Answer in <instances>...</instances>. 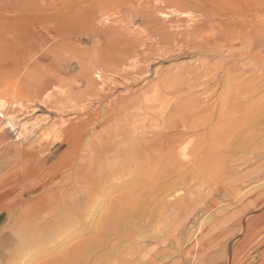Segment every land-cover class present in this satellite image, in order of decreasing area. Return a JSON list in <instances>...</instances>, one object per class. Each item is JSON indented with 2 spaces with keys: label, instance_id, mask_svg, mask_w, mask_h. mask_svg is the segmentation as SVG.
<instances>
[{
  "label": "rangeland",
  "instance_id": "obj_1",
  "mask_svg": "<svg viewBox=\"0 0 264 264\" xmlns=\"http://www.w3.org/2000/svg\"><path fill=\"white\" fill-rule=\"evenodd\" d=\"M262 13L264 14V0H0V198L3 191L14 187L13 196L2 197L3 199L0 200V204L4 205V208L0 205V264H47L59 253L87 243L93 238V233L83 231L84 228L90 226V231H93L95 225L97 227L102 216L106 214L108 205L124 190L108 191L99 199L88 200L85 198L84 189L73 179L74 171L81 165L79 157L86 160L89 155L87 150L92 145H97L101 139L113 137L119 130H128L130 127L138 131L152 130L161 119L160 107L164 108L165 104L158 94L148 97L149 101L145 102V92L159 89L160 86V91L165 92L166 89L162 86L167 88L165 84L170 83L177 72L183 73L180 77V81L183 82L189 79L186 78L187 73L183 71L188 72L187 70H192L201 62L220 64L222 70L218 75L219 82L214 81L205 91H200V95H193L203 101L208 99L207 104L210 107L215 106L216 114L209 121V124H215L219 112H228L239 100L244 101L243 98L247 94H244L243 90L248 91L251 87L256 90L263 85L264 61L256 58L258 51L264 55L263 44H258L250 56H241L243 48L233 45L232 42L218 43L215 44V48L211 47L214 40L221 35L239 34L242 25H247L244 31L252 25H257V32L261 34L262 28L259 22L264 21ZM201 40L207 41L209 45L201 46L199 42ZM128 44H133V48ZM103 49H107L105 54L110 53L111 60L112 55L113 57L118 54L130 56L133 53L128 57L132 60L123 62L124 65L121 62L116 65L122 74L127 75L128 82H124L119 75L104 70L107 66L105 63L111 66L114 62L109 60V57H102L103 60L101 59L100 62L95 59L96 54L104 52ZM130 49L132 50L129 51ZM81 64H87V67L83 68ZM226 71L231 73V76ZM204 79L207 77L202 80ZM196 82L198 80L194 78L189 83ZM210 89L215 91L212 92ZM196 91L197 88L185 89L183 95L187 96ZM100 94H104L105 97L100 98ZM218 94L222 95L218 96ZM208 95L211 96L207 97ZM196 97H191L190 100ZM248 97L250 101H254L250 103V107L253 105L256 107L260 102H264V91H258ZM117 98H127L134 104L129 110L131 123L125 124L123 119L126 116L117 114ZM220 98L222 99L219 100ZM60 100H65L68 105L75 103L82 107L83 111L60 110L61 105H58ZM216 100L218 102L214 103ZM173 101L175 98L172 99L171 104ZM57 107L59 110L56 109ZM95 112L98 113L96 117ZM210 112L211 109L203 115L206 116ZM245 114L246 110H241L237 115L244 118ZM70 122L75 124L71 126ZM219 123H224L222 118ZM256 127L252 128L250 136L240 129L233 137L235 140L239 138L238 132L239 136H241L240 131L244 133L238 145L239 149L230 152L234 157L226 164L229 171L234 170V173L244 175L245 178L237 187L240 191V201L230 207L221 208L222 212L229 214L239 212L240 202H249V197L253 193H264V179H262L264 126ZM246 135L249 137L247 138ZM64 136L70 138L74 149L80 148L79 154L71 166L64 160L58 162V165L50 166L52 162H56L58 149L65 146L61 143L64 142ZM111 143L117 144V141L111 140ZM107 156L101 154L99 157L101 161H95L98 168H104L99 165L104 163ZM39 164L43 165L36 166ZM34 169L41 181H49L55 170L62 174L61 179L65 178L57 179L50 186L36 189L32 195L28 194L29 197L28 195L23 197V192H30L39 184L34 177H29ZM262 173L263 177L259 176ZM179 180H181L179 177H173L166 181L164 184L176 183V185L159 194L158 200L169 201L171 198L183 196L186 201H190L192 198L190 192L194 189V187L190 188L192 182L181 183ZM181 184H184V187ZM162 185L158 184V187ZM53 193L58 196L55 213L58 212L52 213L53 216L48 214L42 218L43 220L41 219L38 229L41 227L44 230L40 234L44 238H39L38 242L43 244L37 242L36 247L30 248L31 233H28L29 228L20 222L23 218L22 214L30 209L31 201L45 203ZM66 193L70 195V199L79 198L78 204H74L78 213L73 212L75 208L72 211L71 202L68 203L66 198L64 200L62 197L64 194L66 196ZM205 193L207 188H204ZM147 195L146 193L144 196ZM19 199L23 200L18 202ZM98 202L101 203V208L92 216L89 211ZM63 205H67V210ZM262 206L261 204L253 208L252 214L244 217L242 224L247 226L254 218L264 214V206ZM62 208L63 211L71 213L68 215L66 211L63 212L66 217L70 218L71 215L70 219L74 222L68 220L67 224H63L64 219L67 218L61 216ZM69 208L71 210H68ZM215 215L214 211L211 212L205 221L213 222L216 220ZM81 216L87 217L83 219ZM167 218L164 220L166 223L175 220L174 214H169ZM54 222L58 227L53 224ZM133 223H136V228H140L145 225L146 220L138 222L134 219ZM186 223L188 225L182 233L183 236L187 233L189 236L188 228L192 220ZM81 226L84 228L81 229ZM238 226L237 223L232 225L219 242L232 240V235L237 232ZM57 228L62 229L64 234L58 232ZM161 228L163 226H155L150 232L143 230L144 234L154 236L152 239H144L142 235L137 237V239L141 237L139 241L137 239L133 241V244L142 249H140L142 260L154 254L155 264H200L199 258L195 259L192 254L186 257V251L194 246L193 243L184 244L180 252L176 245L179 240L177 236L173 237L172 245L156 241V236L161 230L167 232V228ZM23 229L27 232L23 233ZM65 229H72L78 234L69 237V231ZM46 231L54 235V238L51 235L48 237L49 234L46 238L44 236V233L47 234ZM62 235L67 237L65 242L61 241ZM55 236L58 239L56 241ZM41 239L50 242L44 243ZM240 240V237L232 240L231 260L225 261L218 256L220 259L217 258L213 264L264 262V250L261 253L257 251L260 243L264 247V227L258 230L248 244L239 251ZM113 243L117 244V247L125 245L116 241ZM217 243L218 241H215L213 245ZM35 251L45 252L37 254ZM161 251H165V258H162ZM246 257H249V260Z\"/></svg>",
  "mask_w": 264,
  "mask_h": 264
},
{
  "label": "bare ground",
  "instance_id": "obj_2",
  "mask_svg": "<svg viewBox=\"0 0 264 264\" xmlns=\"http://www.w3.org/2000/svg\"><path fill=\"white\" fill-rule=\"evenodd\" d=\"M259 23L261 24L260 27L262 28V30H260L261 34L257 32V25L250 26L246 31L244 30L247 25H242V27H240L239 34H237L236 36L234 34H231V36L221 35L214 40L211 47L215 48V44L218 43L226 44L227 42H232L233 45H239L243 48L241 56H250L252 55V51H255L258 44L264 45V21H261ZM199 42L201 46L209 45L205 40H201ZM128 45L132 46L133 44ZM208 47L209 46H207V48ZM131 50L132 49H130L129 51ZM105 51H107V49L104 50V52L102 51L99 54H96L95 59L100 62L101 59L103 60L102 57L105 58L107 56V58L109 57V60H111L110 53L109 55L107 54V52L105 54ZM123 52H125L126 54V51L123 50ZM137 52L138 51H136V53ZM132 54L133 53H131V55ZM256 55V58L259 59V61H264V55H262L260 51H258ZM130 56L127 54H118L116 56L114 55L113 57L112 55L111 61L114 62H112L111 66H108V63H105V65L107 66L106 68H103L104 70L107 69L108 73L119 75L124 82H128L129 79L127 78V75L122 74L121 70H119L117 68L118 66L116 65L118 62H121L123 64V62L125 61L127 62L132 60V58H128ZM81 65L83 68L87 67V64ZM199 68L200 70H198ZM221 70L222 65L220 64H205L201 62L200 65L196 66L192 70H187L188 72L183 71L184 73H187L186 78H189L190 80L194 78L197 79L198 82L196 83H189L190 80L186 78L185 79L187 81H180V77L183 75V73L177 72L173 76L172 80L169 79L171 80L170 83L165 84L167 85V88L164 85L162 86L163 89H166L165 92L160 91L161 86L159 89H153L151 91L145 92V102L149 101L147 99L148 97L151 98L158 94L160 98L164 100L163 104H165L164 108L160 107L161 119L152 127V130L138 131L137 129L131 127L128 130H119L113 135V137L101 139V141L97 145H92L87 150V153L89 155L87 158L85 157L86 160L79 157V164L81 165L79 168H75L76 170L74 171L73 179L78 182V184L84 189L85 198H87L88 200H91L92 198L99 199L101 195L104 196V193L108 191L122 189L124 191H122L121 194L108 205L106 214L102 216L101 222L98 223L97 227L96 225L95 228L93 227V231H90V226L87 228H84V226L80 227L81 229L84 228L83 231H89L93 233L94 236L93 238L91 237L92 239H90V241L84 244L73 246L70 249L68 248L67 251L59 253V256L57 255V257H52L47 264H155L154 254H152L151 256H147L145 260H142L143 258H141L140 256L142 249L139 248L140 246L138 247L136 244H133V241H136L138 236L143 235L144 239H152L154 236L150 237L149 235L144 234L143 230L150 232L155 226H163V228L161 229H164V227L167 228V232L161 230L156 236V241H158L159 243L172 245L173 237L177 236L179 240H176V245L180 252L182 251V246L184 244L190 242L194 244L192 248L186 251V257L192 254L193 256H195V259L199 258L200 264H213V262H215L217 258L220 259V257L218 256H221V259H224L225 261L231 260V252L233 250L231 243L233 239L240 237L241 240L238 244V250L240 251L248 244L249 240L257 233V231L261 230L264 227V214H260L258 217L254 218V220L247 226H244V224H242L243 218L252 214L253 208H257L261 204L264 206V193H253L249 197V202H240L239 212L229 214L226 212H222L223 209L221 210V208L223 207H230L231 205L238 203L241 199L240 191L237 190V187L239 186V183H241V181L245 178V176L237 175V172L234 173V170L229 171L226 163L229 160L233 159L234 155H230V152L232 150L239 149L238 145H240L241 137H243L242 135L244 133H248L250 136L252 134L253 127L255 128L256 126H264V102H260V104L258 106L256 105V107H253L254 105L250 107V103H254V101H250V97H248L252 96L258 91H264V84L260 85L259 88H256L257 91L253 87H251L248 91L243 90V93L247 94V96H244L243 98L244 101L240 102L239 100L230 108L228 112H219L217 114L218 121L215 124H209V121L216 114V111L214 110L215 106L210 107V105L207 104L208 99L207 101H203L195 96L196 99L190 100L191 97L195 98L193 97V95H198L200 91L202 92L209 88L211 83H213L214 81L219 82L218 75L219 73H221ZM226 72L227 74H229L228 71ZM205 77H207V79L202 80ZM200 78L201 81H199ZM168 85L170 88H168ZM191 88H197V91L193 94H187V96H184V90ZM210 90L212 92L215 91L212 89ZM69 93H71V90H69ZM221 95L222 94H218V96ZM99 96L100 98L105 97L104 94H100ZM209 96L211 95H208L207 97ZM173 98H175V101H173V103L171 104ZM240 98L242 97L240 96ZM221 99L222 98H220L219 100ZM65 100H60V102L58 103L59 106L61 105L60 110L78 112L83 111L82 107L75 105V103L72 105H68ZM116 102L118 110L117 114H123L127 117L123 119L125 124L131 123L129 118V110L134 107L132 101H128L127 98H117ZM216 102L218 101L216 100L214 103ZM56 109L59 110L58 107ZM209 109H211L212 112H210V114L207 113L208 115L206 114V116H204V112H207ZM241 110H246V117L245 115L244 118L237 115ZM97 114L98 113L95 112V117L97 116ZM259 116L260 118H258ZM221 118L224 123L220 124L219 122H221ZM118 119L120 118L118 117ZM74 124L75 122H70L69 125L73 126ZM240 129H242L244 133H241L240 131L241 136H239L238 132L239 138L234 140V135ZM249 136H247V138ZM111 140L117 141V144H112ZM61 143H64L65 146L62 145L63 148L58 149V152L56 151V162H52L50 166L58 165L57 163L62 160H64L66 163L68 162L69 166H71L72 163L75 162L76 157L79 154L80 148L76 147V149H74L68 136H64V142ZM52 149L53 148H50V150ZM101 154H107L108 156L106 159H104L105 165L104 163H100L99 166L104 167L100 169L98 168V165L95 164V161H101V158H99ZM81 157L83 156L81 155ZM42 165L43 164H39L36 166L39 167ZM262 175L263 173L261 175L259 174V176ZM29 177H34L35 180L39 182V184L34 189H31L30 192H23V197L25 195L27 196L28 194L32 195L36 189L52 185L57 179H61L62 174L55 170L49 181H41V179L37 177L36 170L34 169L29 174ZM173 177H179L181 179L179 180L181 181V183L187 181L192 182L190 188L194 187V189H192L193 192H190V194L192 195L190 201H186L183 196H179L174 199L171 198L169 201L158 200L159 198L157 196L159 194L176 185V183L164 184L166 181ZM262 179H264V177ZM158 184L163 185L158 187ZM182 186L180 188H182ZM204 188H207V193L205 194ZM13 189L14 187L3 191L0 200L3 199L2 197L13 196ZM177 190H179V188ZM179 192L181 194V191ZM67 193L66 196L64 194L62 197L64 198V200L66 198V201L68 203L71 202L73 208L72 206L68 207L72 208L73 211V209L75 208L74 204H78L79 198L75 197L70 199V195H67ZM146 193L148 195L144 196ZM57 197L58 196L54 195L53 193L50 198L46 199L47 202H41L42 204L39 202L34 203V201H31L29 203L31 204V207H29L30 209H28V211H25L24 214L21 213L23 215V218L20 222L26 225L29 228L28 233H31L29 234L30 248L35 246V244L39 241V238L43 237L40 234L43 233L44 230H42L41 227L38 229V223L48 214L50 215L52 213H55L56 207H58V199H56ZM22 200L23 199H19L17 201L19 202ZM65 203L66 202H64V204ZM2 206L4 208V205H1V208ZM66 207L67 205H63V208L67 210ZM63 208L62 213L66 211H63ZM70 208L68 210H71ZM76 208L73 212H76ZM100 208V202L94 204V208L89 211V214H91L92 216L96 215ZM213 211L214 213H216V220H213V222H206V217ZM57 212L58 211H56V213ZM66 212V214L68 215L71 214L70 212L68 213V211ZM85 212H87V210ZM18 214L19 213H17V215ZM63 214L61 216L67 218L64 219L65 223L63 222V224H67L69 222L68 220H71V215L69 218L68 216L66 217V214ZM169 214H174L175 220L166 223V221L164 220L168 219L167 216H169ZM77 215L78 214H76V216ZM51 216H53V214ZM81 217L84 219L87 216ZM134 219L138 222L144 221L145 219L146 223L145 225H143V227L136 228V223H133ZM188 220H192L191 226L188 228V232L190 233L188 236V233L186 232L187 234L185 233L186 235L183 236L182 233L186 230V225H188L189 223H186ZM71 221H73V219ZM254 222L257 224H255ZM162 223L166 224L162 225ZM236 223L237 225H239V228L237 229V232L232 235L233 239L230 241L226 239L223 243L219 242L221 237L229 232V228ZM53 224L58 227V224L56 225L55 222ZM57 229L59 230L58 232L61 231V233H63L62 229ZM69 229H65L69 231V237L78 234L76 233V231ZM193 229L195 230L193 231ZM56 230H54V232ZM24 231H26V229H23V233L27 232ZM48 234L49 232H47V234L44 233V236L46 237V235L48 236ZM50 235L51 234H49L48 237H50ZM51 236L53 237L54 235ZM63 236L64 235H62L61 241H66L67 237ZM56 239L57 238L55 236V241ZM43 240L45 243V239ZM113 241L125 245L117 247V244L113 243ZM215 241H218V243L216 245H213V242ZM41 243L39 244L41 245ZM45 247L47 246L45 245ZM41 249L43 250V248ZM143 250L145 251V249ZM263 250V244L260 243V245L257 247V251L261 253ZM35 252L39 254L44 253L45 251L39 253L37 251ZM161 254L162 258L166 257L165 251H161ZM249 257H246L247 260H249ZM260 264H264V262Z\"/></svg>",
  "mask_w": 264,
  "mask_h": 264
}]
</instances>
